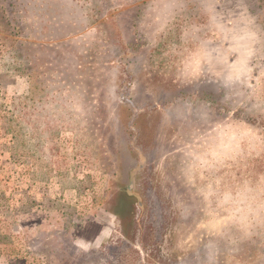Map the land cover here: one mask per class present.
Masks as SVG:
<instances>
[{"label":"rangeland","instance_id":"rangeland-1","mask_svg":"<svg viewBox=\"0 0 264 264\" xmlns=\"http://www.w3.org/2000/svg\"><path fill=\"white\" fill-rule=\"evenodd\" d=\"M0 264H264V0H0Z\"/></svg>","mask_w":264,"mask_h":264}]
</instances>
